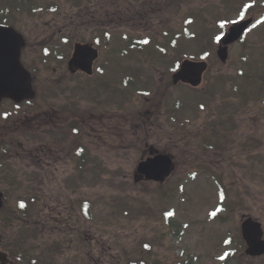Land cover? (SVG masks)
I'll list each match as a JSON object with an SVG mask.
<instances>
[{"label": "rangeland", "instance_id": "obj_1", "mask_svg": "<svg viewBox=\"0 0 264 264\" xmlns=\"http://www.w3.org/2000/svg\"><path fill=\"white\" fill-rule=\"evenodd\" d=\"M54 1L59 3L63 13H65L67 9L66 3L68 0ZM166 15L170 18L169 23L171 26L179 25L178 21L180 18L178 16H174L172 11L167 12ZM34 19L36 20L37 25H35V21L28 19V26L35 25L36 32H41L43 35H47V32L50 29L54 32L55 37L62 29L65 31L62 37H66L67 33L71 32L70 29L67 30L65 18L58 16V11L52 15H44L43 17ZM197 28V23L195 22L192 24L190 28L191 30L189 29V31L196 30ZM110 29H112V27H110ZM27 30L30 29L26 28L24 31L26 32ZM32 30L33 28L31 31ZM171 30L173 32L178 31L175 28H172ZM156 32L154 37L157 38V40L164 42V35L161 36L160 33ZM83 34V38L85 40L90 38L89 33ZM108 34L113 35L112 33ZM180 38L181 36L175 35V47L172 49L173 51L170 50L169 52L170 58L175 60L176 54L180 53L181 57L185 56V58L194 59L195 61L200 60L201 54L197 44H183ZM112 49L116 50L115 47H109V51L105 53L104 57H115L116 54L111 51ZM67 53H69V51ZM211 56H214L212 51L209 54V57ZM255 59L257 60L255 62L259 64V68H264V65L259 62L258 56ZM209 62H211L209 65V75L205 79L202 88L212 90V93L218 99H221L215 92L214 81L209 82L208 80L210 77H212V75H215V72L218 71V68L221 69V73H227L230 69V66L222 68L221 66L214 64L213 60H209ZM233 62L235 63V59ZM253 64H250L249 66H253ZM234 66L235 65H231V68ZM135 67H138V65L136 64ZM237 68L238 67L232 68L231 72H236L237 77L239 78L240 76L238 73L239 71L236 70ZM60 75L65 76V73L62 72ZM64 78L65 81L63 87L72 88L73 83L80 84L81 82L80 79H70L66 76ZM159 78L160 77H155V80L158 81ZM49 86L51 87L50 84ZM50 89H52V87ZM187 89H181L182 93L187 96L190 95V92L200 93L202 90L201 87L195 91ZM107 90H112V87L109 85ZM133 104H135V101L130 105ZM133 107L135 109L138 108L137 103ZM125 113H129V111H125L123 114H120L117 117H122V115L124 116ZM204 118L205 116L199 121H197V119H190V121H187V119L184 118V122L186 123L187 121L192 126V128L188 130L189 133H194L196 126L200 128L202 126V122H204ZM255 125L248 129V133L253 135L255 141L260 143L257 153L263 157V166L256 167L255 169L261 174V176H255L251 178L249 189L247 187L234 186L233 177L224 176L225 179L223 186L224 188L227 187V189L225 196L223 197L224 199L222 200L217 196V191L212 181L214 177L209 176L212 173L208 172L204 176L201 171L199 173L198 171H191L188 169L189 166L184 169V165L181 163V158H178L171 144L163 139L155 138L153 142L157 143L161 149L170 151V154L175 153L176 161L180 162L179 167L177 166L178 172H176L172 176V179L164 186L158 188L156 186H152L151 184H143V186L133 187L131 175H107L102 177V184L100 186H93L101 187V190L107 193L108 198L112 196L119 198L125 196L120 200L119 204L126 203L127 208L133 211L130 219L123 216L120 219H116L112 227L109 228V226H107L109 247H111L112 243L114 242L119 250L123 251L121 249L123 244L125 245L128 243V241L133 239L136 240L138 236H143L147 233L149 228L153 227L155 229V240L152 244H154L153 251L155 253V261H161L164 264L178 263V258L182 253L185 256L191 255L195 257L198 264H225L224 261L228 259V254L232 256L227 262V264H230L234 259L240 257L242 251L238 252V242L235 228H237L241 217L249 216L258 219L259 221L264 220V132L260 126V123H257L258 128L253 130ZM104 142L108 147L113 146L116 148V144L111 140H107L105 136ZM90 143L92 144L91 139ZM115 153L117 156L111 155V158L104 159L103 161H108L107 163L109 169L118 171L116 169L118 166L123 173L125 172L127 174L131 172V170L134 171L135 165L141 157L140 151L135 149L130 150L127 153L120 150L115 151ZM214 168L215 170L213 171L222 173L223 175L231 174L230 169L234 171L236 170L235 166L228 167V171H224V166L220 165H218V167L214 166ZM228 187L233 191L228 189ZM162 188L166 191L172 190L170 195H172V193L174 195V192L181 188V190L179 189L177 192L178 201L175 199L173 201H170L169 199L164 200V198L160 196V190ZM173 189H175L174 192ZM90 191L92 195L99 193V190L97 189H90ZM164 193L165 191L163 190L162 194ZM137 202L147 203L152 207V209L143 208V210H146L147 214L142 215V210L134 205ZM222 205H224L226 208V213L229 216L230 224H228V221L226 224L222 225L218 219L211 221L213 218L212 213H216L217 211L221 210L223 207ZM168 210L172 211L174 216L173 221L181 231L180 239L178 240L174 238V235L176 234L175 230L169 229L168 226H166L164 214ZM185 225H187V227H185ZM122 231H124L126 234H123ZM131 233L134 235L132 236ZM227 240H230L228 245L226 244ZM114 254L118 255L115 251ZM252 263L264 264V261H262V259H257L252 260Z\"/></svg>", "mask_w": 264, "mask_h": 264}, {"label": "flooded vegetation", "instance_id": "obj_2", "mask_svg": "<svg viewBox=\"0 0 264 264\" xmlns=\"http://www.w3.org/2000/svg\"><path fill=\"white\" fill-rule=\"evenodd\" d=\"M7 3L8 0H0V6L4 7V11H0L4 14V18L0 19V26H11L7 23V17L11 16ZM43 107V96H36L29 105L26 103L16 105L7 99L0 100V138L10 145L15 144L22 151L24 158L30 161L29 165L36 168L40 179L55 172L59 161L63 160L65 163L66 158L59 138L54 136L53 132L48 130L45 132V128H56L59 122L48 120ZM68 118L73 124L83 116L77 114L75 106H71ZM34 132L36 136H33ZM3 190L9 192L12 190L11 178L0 169V191ZM37 191L40 192L39 187ZM4 244L9 246L10 239H5Z\"/></svg>", "mask_w": 264, "mask_h": 264}, {"label": "water", "instance_id": "obj_3", "mask_svg": "<svg viewBox=\"0 0 264 264\" xmlns=\"http://www.w3.org/2000/svg\"><path fill=\"white\" fill-rule=\"evenodd\" d=\"M5 40L11 41L13 45L11 47H8L6 44H4ZM16 42L17 38L14 33L0 32V87H5L8 90L19 88V82L21 78L20 75H16V71L19 68L18 57H16V55L14 54V50H16ZM9 53L12 54L9 55ZM81 55L91 57L90 52H82ZM5 56L6 60L4 61ZM4 65L6 66L5 69H3ZM201 70L202 66H193L191 64L183 65L181 73L176 76L175 79H182L191 84H194L197 81L196 78L198 77ZM4 74L9 77L5 79L3 85L2 79L4 77ZM23 87H25V85ZM168 167L169 162L162 161L157 166L153 167L155 172L150 177L155 179L160 178L167 172ZM258 228V225L252 223L250 220L245 221L242 225L243 237L248 243H250V250L252 254H258L264 251V245L261 244L258 240Z\"/></svg>", "mask_w": 264, "mask_h": 264}, {"label": "snow or ice", "instance_id": "obj_4", "mask_svg": "<svg viewBox=\"0 0 264 264\" xmlns=\"http://www.w3.org/2000/svg\"><path fill=\"white\" fill-rule=\"evenodd\" d=\"M245 7H248V5H245ZM239 15H240V18L243 19V15H244V13L241 12ZM225 23H227V21H222V22L220 23V28H224V27H225ZM232 23H236V21H232ZM253 27H255V25H253ZM216 39H217V40H220L221 37H220V36H217ZM145 43H147V41H145ZM20 207H24V205L21 204ZM167 215L171 216L172 213H168ZM212 215H215V213H212ZM185 227H187V225H185Z\"/></svg>", "mask_w": 264, "mask_h": 264}]
</instances>
